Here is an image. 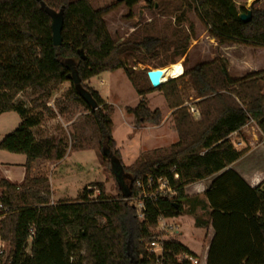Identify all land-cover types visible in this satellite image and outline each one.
<instances>
[{
    "label": "trees",
    "instance_id": "1",
    "mask_svg": "<svg viewBox=\"0 0 264 264\" xmlns=\"http://www.w3.org/2000/svg\"><path fill=\"white\" fill-rule=\"evenodd\" d=\"M190 1L219 42L264 47V8L251 9L250 20L242 22L239 13H247V9L234 0ZM122 2L132 7L138 0ZM160 4L162 12L172 5L169 0ZM115 5L93 9L90 0H0V114L14 111L20 117L18 126L0 140V150L25 156V174L19 184L0 179V203L7 207L0 221V237L11 246L7 261L0 264H153L145 244L153 237L158 215L175 217L183 210L194 214L196 206L204 207L197 197H187L183 188L225 169L247 152V147L234 148L228 139L231 133L252 120L264 138V92L260 87L264 69L233 78L224 58L195 64L188 71L183 66L182 75L190 78L199 98L196 105L200 118L195 121L182 105L174 80L157 88L150 83L144 87L120 58L139 49L157 55L170 45L175 48L173 57H186L189 35L172 42L164 36L132 35L116 43L102 19ZM182 5L183 1L173 11L181 10ZM52 13L62 17L59 46L51 40ZM117 69L123 70L138 96L154 89L162 91L168 108L173 110L177 134V141L170 146L153 149L128 166L122 163L112 138L111 105L85 85L89 79ZM64 82L70 84L65 98L86 110L82 125L92 128L96 147L116 183L118 194L113 199L103 194L101 183H95L100 191L95 200L88 201L83 188V194L74 200L50 204L47 178L30 175L35 161L56 162L66 154L68 143L64 138L35 139L31 132L32 127L55 118L57 112L68 111V104L61 105L59 100L54 101L58 111L45 102ZM28 88L37 95L30 109L14 103L15 97ZM80 88L90 93L95 108L81 97ZM126 112L133 116L136 128L161 121L159 110L151 111L144 101L127 107ZM71 124L74 140L70 146L81 149L85 137L74 122ZM145 176L165 179L175 194L144 199V216L139 219L126 198L137 196L140 191L134 182ZM203 194L208 217L194 215V225L210 224L213 228L206 264H264V188L249 187L234 170L226 169ZM30 226L34 234L28 243ZM163 245V264H180L175 255L193 254L176 239Z\"/></svg>",
    "mask_w": 264,
    "mask_h": 264
},
{
    "label": "rangeland",
    "instance_id": "2",
    "mask_svg": "<svg viewBox=\"0 0 264 264\" xmlns=\"http://www.w3.org/2000/svg\"><path fill=\"white\" fill-rule=\"evenodd\" d=\"M74 1V0H69ZM163 0H138L132 7H127L123 2L115 0H90L93 9H98L111 4H116L115 7L105 14L102 19L110 38L114 42H121L132 35H137L138 38L144 35L164 36L169 42L182 38L185 34L189 35L188 48L186 57H173L175 48L170 45L166 50L158 51L157 55L146 53L145 50L139 49L124 55H121L123 63L130 67L134 72V78L141 81L144 87H148L149 81L146 77L147 70L154 69L158 64H163V67L169 65L171 60H180L184 66V71H188L195 64L207 63L215 58H224L227 61L229 71L232 75L244 76L248 69L237 71L238 66L244 67L251 64L257 59V63L264 65V47H255L244 45L237 41L221 43L213 37L207 30L203 22L200 20L194 5L190 0H169L172 5L168 11H160ZM183 1L182 9H176L180 2ZM237 6L242 5L245 9L264 8V0H234ZM155 3L156 7H153ZM157 3L160 4L157 8ZM180 7V6H179ZM173 58V59H172ZM185 58V59H184ZM244 65V66H242ZM158 67V68H163ZM264 68V67H262ZM143 72V73H140ZM175 81L178 95L180 96L182 105L189 109L195 105L196 92L193 89L192 83L188 76L181 75ZM168 81V80H167ZM166 81V82H167ZM165 82V83H166ZM89 89L98 93L104 103L111 105V134L115 141L116 147L119 150L120 158L124 165H131L140 160L147 152L156 148H166L173 142L177 141L176 133L173 129V122L170 115V109L159 89H154L143 97H139L128 78L122 69H117L112 72L101 73L85 82ZM70 84L64 82L53 91L50 98L46 99V105L54 111H58L54 106V101L59 100L62 104H68V111L60 114L57 112V118L54 122L50 119L43 121L46 137L59 136L64 138L68 147L66 149L67 159L64 164H60V168L50 170V166H44V160H38L35 164V169L30 172L31 176L46 177L50 187L51 176L59 175L61 171L68 174V179L65 180V185L70 189L64 198L53 200L54 203L60 200H74L83 194V188L87 194L88 186H83L85 183H90L89 186H95V183L103 185V194L113 199L118 194L116 183L104 164V160L96 147V138L92 128L89 125H82L83 116L86 114L85 108L78 102H74L65 98L64 93L69 88ZM262 92H264V83H260ZM37 95H34L28 88L20 92L14 100L15 104L24 106L30 109L32 100ZM140 101H144L147 107L152 111L158 109L161 113V121L158 125L144 123L139 128L134 126V118L126 112L127 107H136ZM199 111L198 107L196 106ZM56 116V117H57ZM191 116V114H190ZM192 117V116H191ZM193 119V117H192ZM194 120V119H193ZM64 121H72L78 128V133L84 135L82 141L83 147L75 149L70 146L73 142L72 122L63 126ZM20 123L19 115L14 111L4 112L0 114V140L10 132H12ZM245 138L244 147L247 151L252 147H256L261 138L259 130L256 131L257 137L251 141L246 133H241ZM251 143V144H250ZM243 147V148H244ZM264 151V148H261ZM261 156L257 157V153L253 152L246 158L240 160L236 168L246 174L254 171H264V152H260ZM17 155L14 153L0 150V162H12ZM53 162L54 161H50ZM0 179H4L0 176ZM83 186V187H82ZM99 190V189H98ZM2 189L0 188V193ZM89 194L90 197H94ZM88 195V201L95 200ZM49 202L51 204V187ZM184 211V210H183ZM185 212V211H184ZM182 213L181 225L185 227L186 233L182 236V241H196L199 246H203L206 233L197 230L194 225V219L191 216ZM7 214V213H6ZM5 215L0 217V221ZM180 239V238H179ZM10 243L0 237V261L4 263L8 259L10 251ZM29 252V249H27ZM201 263V254L196 253Z\"/></svg>",
    "mask_w": 264,
    "mask_h": 264
},
{
    "label": "crops",
    "instance_id": "3",
    "mask_svg": "<svg viewBox=\"0 0 264 264\" xmlns=\"http://www.w3.org/2000/svg\"><path fill=\"white\" fill-rule=\"evenodd\" d=\"M256 61H257V59L252 61L251 64H248L245 66L242 65L244 67L238 66V68H240V69H237V71H243V70H246L245 68H247L248 69L247 73H250V72L260 70V69H264V68H262V67H264V65L259 64ZM227 70H228V73L230 74V76L233 78L242 77L238 74L232 75L229 71L228 65H227ZM139 97L142 98L143 96H139ZM198 100H199V98L196 97L195 105L198 102ZM172 111L173 110H170V115H169V116H171V118H172ZM57 118H60V116L52 118V119H50V121L54 122ZM199 118H200V114H199ZM199 118L196 120L194 119V120L197 121V120H199ZM71 122L72 121H67V122L64 121L63 126H66L67 124H70ZM31 132H32L35 139L47 138L46 137L47 133H46V131H44L43 122L37 126L32 127ZM241 133H245L244 132V126H242L238 131L233 132L228 136V139L233 144V146L236 150L243 149V147L246 146V145H244L245 138L243 137V135H241ZM176 136H177V134H176ZM248 136L250 137L251 141H254L253 139L257 137L256 133H255V135L248 134ZM261 148H264V138H260L259 143H257L256 147H252L251 149H249L243 156H241L235 162L231 163L225 169H223V170H221V171H219V172H217V173H215V174H213L207 178H204L201 180H196L194 182H191L190 184H187L183 188L184 194L187 197H197L201 201V203L203 204L204 207L200 208L199 206H196V208L194 210V214H189V213L184 212V211L183 212L186 213V215L191 216L193 219H194V215L200 216L203 219H207L209 209H208V207H206L207 201H206L203 193L207 189V187L210 185L212 180L226 169L234 170L244 180V182L249 187H255L257 185H260L261 188H264V171H262V172L254 171L250 174H246V173H244L241 170H238L236 168V166L240 162V160L246 158L247 156H249L253 152L257 153V157L261 156L260 152H264V151H261ZM16 155H17L16 159L12 162H0V176H3L4 179H7L11 183L19 184L23 180L24 174H25V167H24L25 156L22 154H16ZM66 159H67V153L65 154V156L61 160L56 161L54 163L50 162V161L44 162V166L48 165V166H50V170H52V169L55 170L57 168H60L59 165L60 164L63 165ZM37 161L32 163L30 172L34 171L35 166H36L35 163ZM66 179H68V174L65 173L64 171H61V173L59 175L57 174L56 176H51L50 181H49L50 187H51V204H56V203H54L53 200H58V199L64 198V196H65L64 194H67V192L70 190L68 188V186L65 185ZM89 184L90 183H85L83 186H89ZM0 195H1V193H0ZM60 201H62V200H60ZM182 213L178 216H175V218L181 220V218L185 217V216H182ZM196 228H197V230L205 232L206 236H207L205 238V241L203 242L202 247H200L199 242H196V241H193V242L188 241V242L184 243L182 241V237H180V241L185 246H187L192 252H194V253L200 252V254H201V263L200 264H206V254H207L209 242H210V240L213 236V233H214L213 228L210 224L207 225L206 227H196Z\"/></svg>",
    "mask_w": 264,
    "mask_h": 264
},
{
    "label": "built area",
    "instance_id": "4",
    "mask_svg": "<svg viewBox=\"0 0 264 264\" xmlns=\"http://www.w3.org/2000/svg\"><path fill=\"white\" fill-rule=\"evenodd\" d=\"M189 112L193 119L196 120L199 118V111L197 110L196 106L193 105L192 107H190ZM257 130L258 128L252 120H249L244 125V132L246 134L255 135ZM173 178L177 179L178 175L174 174ZM134 185L140 192L133 198H126V201L135 208L137 217L139 219H142L144 216V199L157 196H173L175 194L173 189L168 186L167 181L163 178H157L156 180H154L151 176H145L144 178L135 180ZM87 191L89 192V194H97L92 195L94 197H90L88 194L90 198L94 199L100 194V191L94 186H88ZM6 213L7 207L0 203V217L5 215ZM180 221L181 220L176 219L175 217H164L163 215H158L156 219V225L152 230L153 237L148 243L145 244V251L147 252L149 258L152 257L153 264H163L165 254L163 245L164 241H167L169 239H176L180 243H182L179 238L182 237L184 233H186V230L185 227L181 225ZM28 233L29 235L27 241L28 243H30L34 234L33 226H30L28 228ZM192 253L193 254L182 252L175 255L174 258L176 259L177 263L180 264H200V260L198 259V257L194 252Z\"/></svg>",
    "mask_w": 264,
    "mask_h": 264
},
{
    "label": "water",
    "instance_id": "5",
    "mask_svg": "<svg viewBox=\"0 0 264 264\" xmlns=\"http://www.w3.org/2000/svg\"><path fill=\"white\" fill-rule=\"evenodd\" d=\"M116 2H122L124 0H115ZM51 18V40L54 46H59L62 43L61 30H62V17L58 14L52 13ZM239 19L242 22H248L250 20V10H247V13H239ZM164 70L162 68L150 69L146 73V77L152 88H157L161 84L162 76ZM79 94L81 97L92 107L95 108L96 104L90 93L84 89H79Z\"/></svg>",
    "mask_w": 264,
    "mask_h": 264
},
{
    "label": "bare ground",
    "instance_id": "6",
    "mask_svg": "<svg viewBox=\"0 0 264 264\" xmlns=\"http://www.w3.org/2000/svg\"><path fill=\"white\" fill-rule=\"evenodd\" d=\"M252 2L253 0H249ZM164 70L161 82L165 83L169 79H175L182 75L183 73V65L180 60L171 63L162 68Z\"/></svg>",
    "mask_w": 264,
    "mask_h": 264
}]
</instances>
